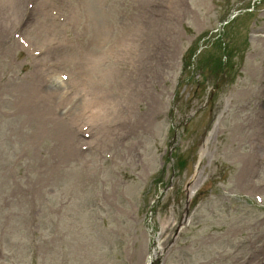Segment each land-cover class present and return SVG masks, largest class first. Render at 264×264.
<instances>
[{
    "label": "rangeland",
    "instance_id": "rangeland-1",
    "mask_svg": "<svg viewBox=\"0 0 264 264\" xmlns=\"http://www.w3.org/2000/svg\"><path fill=\"white\" fill-rule=\"evenodd\" d=\"M263 69L264 0H0V264H264Z\"/></svg>",
    "mask_w": 264,
    "mask_h": 264
},
{
    "label": "bare ground",
    "instance_id": "bare-ground-1",
    "mask_svg": "<svg viewBox=\"0 0 264 264\" xmlns=\"http://www.w3.org/2000/svg\"><path fill=\"white\" fill-rule=\"evenodd\" d=\"M148 0H139L140 3L145 4ZM126 47V46H124ZM130 48V46L128 47ZM113 57H120V64L122 63H129V61H136L137 65L141 64V58H138V55L135 54L133 49L124 48L119 49L118 52ZM264 71V69H263ZM121 73V72H120ZM124 74V73H122ZM119 80V78H116ZM115 80V82H118ZM141 91H140V89ZM143 88V89H142ZM141 88L140 80H136V89H129L126 90L125 88H120L118 94L112 96L110 95L109 98L107 96L101 95L98 93L96 88H91L87 91L89 100H92L94 104L100 105L108 109V111H114L120 106L121 102L127 101L131 99V96L135 95V91H139L141 93H145V87ZM113 91V90H112ZM112 93V92H111ZM258 102L256 104V114L254 117L250 119V126L252 132V144L251 149L249 151L247 158V162L245 164V169H247L248 173L250 174L256 167L260 165L262 161H264V88L259 89L257 95ZM119 111L124 110L125 108L121 105ZM121 127L119 126V130ZM107 133H110V129L105 128ZM264 257V255H263ZM148 264V261H147Z\"/></svg>",
    "mask_w": 264,
    "mask_h": 264
}]
</instances>
